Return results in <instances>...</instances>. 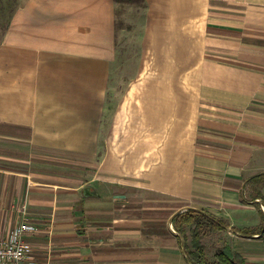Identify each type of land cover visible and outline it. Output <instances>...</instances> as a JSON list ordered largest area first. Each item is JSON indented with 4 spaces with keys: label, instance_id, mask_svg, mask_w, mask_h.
<instances>
[{
    "label": "crops",
    "instance_id": "1",
    "mask_svg": "<svg viewBox=\"0 0 264 264\" xmlns=\"http://www.w3.org/2000/svg\"><path fill=\"white\" fill-rule=\"evenodd\" d=\"M123 8L139 56L116 102ZM262 176L264 0H17L0 14V234L36 224L27 264H191L195 230L212 262L264 264ZM187 210L217 229L197 215L179 236Z\"/></svg>",
    "mask_w": 264,
    "mask_h": 264
},
{
    "label": "trees",
    "instance_id": "2",
    "mask_svg": "<svg viewBox=\"0 0 264 264\" xmlns=\"http://www.w3.org/2000/svg\"><path fill=\"white\" fill-rule=\"evenodd\" d=\"M140 1V0H138ZM14 8L17 6V0H13ZM254 181H261L264 184V176L254 178ZM197 215H200V224H205L212 232L217 229V225L214 220L207 214H198L196 211L187 210L180 214H177L174 217L173 225L179 236H183L185 229L191 227L198 222ZM199 224V225H200ZM203 232L198 230L193 231L192 233V249L189 246H186V255L187 260L191 264H235L229 250H221L216 254V260L210 261L205 253V248L201 243Z\"/></svg>",
    "mask_w": 264,
    "mask_h": 264
},
{
    "label": "rangeland",
    "instance_id": "3",
    "mask_svg": "<svg viewBox=\"0 0 264 264\" xmlns=\"http://www.w3.org/2000/svg\"><path fill=\"white\" fill-rule=\"evenodd\" d=\"M13 6V0H0V14H6V12H8L9 9H11ZM121 15L119 17V27L118 29L119 31V37L121 38V40L125 38L129 39L132 42V46L131 47H127V48H121L123 50L122 52V59L119 60V67L118 71H117V79H116V83L117 84V88H114V90H112L111 93V98L112 101L117 102V100L120 98L118 97L121 93V91L123 92L124 87H126L128 85V83L131 81V79H133L135 77V74L137 72V62L136 59L138 61V56H139V52H138V45H137V38L136 36H138V31H136L134 33V31H127L126 29H128V24L132 23L128 20L126 14V10L123 8V10L120 11ZM128 22V24H127ZM122 29V30H121ZM123 46L125 47V43L123 42ZM132 58V59H131ZM131 59V60H128ZM126 60V61H125Z\"/></svg>",
    "mask_w": 264,
    "mask_h": 264
},
{
    "label": "built area",
    "instance_id": "4",
    "mask_svg": "<svg viewBox=\"0 0 264 264\" xmlns=\"http://www.w3.org/2000/svg\"><path fill=\"white\" fill-rule=\"evenodd\" d=\"M36 230L35 223L24 219L13 228L9 236L0 234V264H27L33 248L26 238Z\"/></svg>",
    "mask_w": 264,
    "mask_h": 264
}]
</instances>
